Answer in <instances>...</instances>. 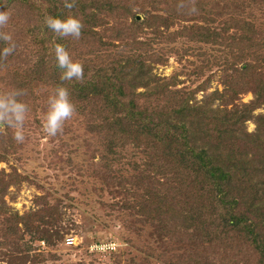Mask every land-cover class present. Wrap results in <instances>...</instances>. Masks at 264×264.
Here are the masks:
<instances>
[{
	"label": "trees",
	"instance_id": "trees-1",
	"mask_svg": "<svg viewBox=\"0 0 264 264\" xmlns=\"http://www.w3.org/2000/svg\"><path fill=\"white\" fill-rule=\"evenodd\" d=\"M215 1L217 10L205 9L203 0H69L71 9L64 0H0V12L10 13L0 32L15 42L0 58V93L22 89L24 126L45 134L47 97L58 85L67 88L88 165L101 183L119 187L127 218L151 228L170 254L165 264H264V114H255L264 107V0ZM46 14L77 18L80 37L55 36L43 23ZM176 23L183 25L168 32ZM54 43L82 65L80 80L60 79ZM197 45L217 55L195 51ZM172 53L179 62L186 54L203 58L188 73L194 81L209 75L189 91L176 87V73L156 76L153 66ZM214 78L222 89L206 93ZM248 93L252 99L242 103ZM65 124L52 140L66 133ZM19 143L0 126V161ZM26 179L16 169L0 170L5 264L45 262L28 261L24 234L55 247L69 231L56 207L23 215L4 209L9 187ZM144 258L132 264H148Z\"/></svg>",
	"mask_w": 264,
	"mask_h": 264
},
{
	"label": "rangeland",
	"instance_id": "rangeland-1",
	"mask_svg": "<svg viewBox=\"0 0 264 264\" xmlns=\"http://www.w3.org/2000/svg\"><path fill=\"white\" fill-rule=\"evenodd\" d=\"M203 1L205 9L219 8L216 7L218 1ZM138 17L137 19L142 18L139 15ZM215 19L220 20L221 17ZM199 24L202 23L199 21ZM181 25L183 23H176L168 32L175 31ZM177 46L185 45L180 43ZM197 46L201 48L196 47L195 51L217 55L209 47ZM174 50L181 54L180 48L175 47ZM178 58L179 55L172 53L163 65H154L152 72L162 79H168L176 73L179 80L176 87H184L188 91L196 88L209 75L206 71L201 80L197 81H194L193 76H188L193 66L201 63V56L186 54L181 62ZM215 69L213 67L212 70ZM215 89L222 88L214 78L206 93ZM195 97L197 101L200 100L202 92ZM251 99L250 93L241 96L242 103ZM258 113L264 114V107L255 111V114ZM72 120L74 119L65 120L66 133L58 139L53 138L54 140L26 123L25 139L18 144L16 152L3 154L5 159L0 161V170L9 173L16 169L17 173L27 178L9 187L3 197L4 209L23 215L41 209L43 204L56 207L61 216L60 225L69 229L64 235L65 238L72 236L77 239L76 245L68 246L60 242L55 247H50L43 241L32 240V235L24 234L20 244L22 248L29 249L28 261L35 256L37 261L45 259L44 263L39 264H132L145 257L148 264H165L164 260L170 258V254L156 242L151 235V228L131 222L125 210L121 209L122 196L119 194V187H108L101 183L94 174L95 169L88 165L90 152L83 142L86 138L84 130ZM246 127L247 131H252L255 126L248 122ZM91 142L92 139L89 140ZM131 152L132 150L127 151L126 155H132ZM94 159L95 162L99 160L98 157ZM63 232L65 231H61ZM97 243L108 245V252H101L99 245L95 248ZM53 256L54 261L47 259ZM5 263L0 261V264Z\"/></svg>",
	"mask_w": 264,
	"mask_h": 264
},
{
	"label": "clouds",
	"instance_id": "clouds-1",
	"mask_svg": "<svg viewBox=\"0 0 264 264\" xmlns=\"http://www.w3.org/2000/svg\"><path fill=\"white\" fill-rule=\"evenodd\" d=\"M64 7L71 9L73 3L64 0ZM8 11L0 12V27L9 21ZM44 25L58 37L70 36L78 39L81 34L82 24L72 15L64 18L46 14ZM0 41L7 42L6 46L0 47V58L8 56L15 48L12 36L7 32H0ZM52 54L58 69H60L61 80H80L83 75V67L78 61H74L65 47L60 43H54ZM22 89L11 88L0 93V126L11 130L12 138L16 142H22L24 136V122L29 112V106L19 99L23 95ZM46 110L42 113L41 128L48 136H55L61 131L65 120L71 118L74 113V104L69 99L67 88L58 85L47 97ZM65 243V242H64Z\"/></svg>",
	"mask_w": 264,
	"mask_h": 264
},
{
	"label": "built area",
	"instance_id": "built-area-1",
	"mask_svg": "<svg viewBox=\"0 0 264 264\" xmlns=\"http://www.w3.org/2000/svg\"><path fill=\"white\" fill-rule=\"evenodd\" d=\"M76 241H77L76 237L69 236V237L65 238V245H68V246H70V245H76ZM98 245H99V247H98ZM103 246H105V248ZM97 247L103 253L108 252V245H106V244L97 243L95 245V248H97Z\"/></svg>",
	"mask_w": 264,
	"mask_h": 264
},
{
	"label": "water",
	"instance_id": "water-1",
	"mask_svg": "<svg viewBox=\"0 0 264 264\" xmlns=\"http://www.w3.org/2000/svg\"><path fill=\"white\" fill-rule=\"evenodd\" d=\"M137 18H139V17L137 16Z\"/></svg>",
	"mask_w": 264,
	"mask_h": 264
}]
</instances>
